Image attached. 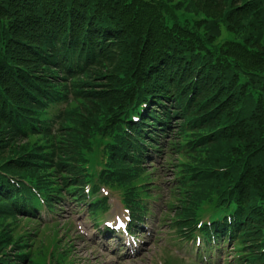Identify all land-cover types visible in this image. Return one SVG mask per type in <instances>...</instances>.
Instances as JSON below:
<instances>
[{
  "label": "trees",
  "instance_id": "obj_1",
  "mask_svg": "<svg viewBox=\"0 0 264 264\" xmlns=\"http://www.w3.org/2000/svg\"><path fill=\"white\" fill-rule=\"evenodd\" d=\"M149 148L182 234L210 213L198 230L264 264V0H0V264H69L35 259L40 211L96 215L88 184L134 209Z\"/></svg>",
  "mask_w": 264,
  "mask_h": 264
},
{
  "label": "rangeland",
  "instance_id": "obj_2",
  "mask_svg": "<svg viewBox=\"0 0 264 264\" xmlns=\"http://www.w3.org/2000/svg\"><path fill=\"white\" fill-rule=\"evenodd\" d=\"M226 36L227 32L224 30L221 40ZM155 159L157 170L146 164L149 166V172L155 171L157 182L161 184L162 197L154 203L155 206H152V213L146 218V226L138 231L140 239L138 249H130L116 241V237L105 235L101 226L94 223L76 203H72L63 207L60 215L56 216L58 221H51L53 224L49 225L43 224L40 239L37 238L34 248L35 259L44 263L46 258V262L49 263V254L52 251L58 253V250H64L65 255L67 253L65 260L76 264H119V262L120 264H209L210 258L216 261L215 263L212 261V264H235L236 259L231 251L232 243L224 244L222 249L216 252L204 250L206 254L201 255L202 251L198 249V245H196L197 249L196 246H193V249L190 248L191 241H180L170 227L173 213L166 210L167 203L170 204L174 200L170 191L174 167L164 159L163 155ZM101 191L104 196L109 197L110 205V210L99 219L103 223L107 217L123 213L124 209L120 197L121 191L108 190V188H102ZM43 214H47L46 211ZM11 222L16 224L13 220ZM17 226L21 232H26L35 229L37 224L22 218L17 222ZM201 249H204L203 245ZM198 250L199 256H197ZM206 258L207 262L204 261Z\"/></svg>",
  "mask_w": 264,
  "mask_h": 264
},
{
  "label": "bare ground",
  "instance_id": "obj_3",
  "mask_svg": "<svg viewBox=\"0 0 264 264\" xmlns=\"http://www.w3.org/2000/svg\"><path fill=\"white\" fill-rule=\"evenodd\" d=\"M121 262H119V264H120Z\"/></svg>",
  "mask_w": 264,
  "mask_h": 264
}]
</instances>
